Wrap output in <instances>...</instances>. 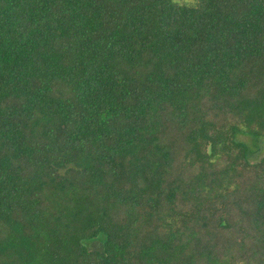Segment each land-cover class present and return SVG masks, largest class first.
<instances>
[{
    "label": "trees",
    "instance_id": "16d2710c",
    "mask_svg": "<svg viewBox=\"0 0 264 264\" xmlns=\"http://www.w3.org/2000/svg\"><path fill=\"white\" fill-rule=\"evenodd\" d=\"M0 264H264V0H0Z\"/></svg>",
    "mask_w": 264,
    "mask_h": 264
},
{
    "label": "clouds",
    "instance_id": "9594fccd",
    "mask_svg": "<svg viewBox=\"0 0 264 264\" xmlns=\"http://www.w3.org/2000/svg\"><path fill=\"white\" fill-rule=\"evenodd\" d=\"M174 2L179 3L180 0H174ZM184 2L186 4H188L189 6H191V7H196L198 5V3H199V0H184Z\"/></svg>",
    "mask_w": 264,
    "mask_h": 264
},
{
    "label": "rangeland",
    "instance_id": "374dc122",
    "mask_svg": "<svg viewBox=\"0 0 264 264\" xmlns=\"http://www.w3.org/2000/svg\"><path fill=\"white\" fill-rule=\"evenodd\" d=\"M243 140H246V139H244V138H242Z\"/></svg>",
    "mask_w": 264,
    "mask_h": 264
}]
</instances>
